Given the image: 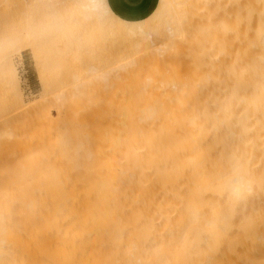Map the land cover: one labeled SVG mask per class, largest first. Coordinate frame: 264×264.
Masks as SVG:
<instances>
[{
  "label": "bare ground",
  "instance_id": "obj_1",
  "mask_svg": "<svg viewBox=\"0 0 264 264\" xmlns=\"http://www.w3.org/2000/svg\"><path fill=\"white\" fill-rule=\"evenodd\" d=\"M82 1L102 22H114L103 27L120 41L117 51L146 57L145 64L126 59L137 69L147 64L138 69H146L145 77L139 73L144 79L136 67L133 76V63L117 64L127 72L130 66L132 75L123 80L140 79L131 82H137L133 91L121 81L124 94L115 87L117 102L127 103L125 93L133 92L132 105L123 106L132 114V130L126 123L122 137L128 139L117 142L121 126L111 111L114 127L107 130L115 128L117 135L113 141L100 137L103 144L110 141L109 152L116 145L125 151L117 146L110 157L108 143H99L106 151L97 148L101 160L92 166L96 156L79 155L92 142L57 147L61 155L56 153L43 203L31 199L18 218L0 219V264H260L264 0H160L153 16L137 23L118 19L110 8L105 16L100 0ZM161 11L167 20L158 24Z\"/></svg>",
  "mask_w": 264,
  "mask_h": 264
},
{
  "label": "rangeland",
  "instance_id": "obj_2",
  "mask_svg": "<svg viewBox=\"0 0 264 264\" xmlns=\"http://www.w3.org/2000/svg\"><path fill=\"white\" fill-rule=\"evenodd\" d=\"M46 1L0 0V219L15 214V217L12 218H18L20 210L23 211V205L30 202L31 199L34 200L33 202L43 203L42 200L49 190L53 166L58 163L56 161V153L59 152V150L57 152V147L64 148L69 143H76L77 145L79 141L92 142L89 143V148L85 147L86 152L83 149L84 152L82 153L83 150L80 149L81 154H79L86 160L85 156H96V161L91 160L93 163L89 161L91 159L89 156L88 161L90 163L87 162L92 166L101 160V157L98 156L101 154H97V152H101L97 150H102L101 144H103L105 137L101 138L100 136L105 133L104 135H109L110 138L108 137V139H111L112 134L115 133V128L112 129L113 132L109 130V133L112 132V134H108L107 129L114 127V123L121 126L118 128V131L121 130L119 135L123 132L126 136L132 125V114L130 112L129 116L127 115V107L130 103L132 105V101L128 103L129 98L132 97L130 94L133 93L131 88L136 87V84H131L137 82H131L133 80L140 82V79L130 77L128 78L129 81L124 79L129 82V86L122 77L134 74V67H136L134 65L138 64L137 62L134 64V60L131 62L133 63L131 65L133 66V73L131 72L130 75L131 70L128 65L130 62L127 60L131 59L132 56V58L137 57L136 59L141 56L139 54L126 56L117 51L115 48L119 46L120 41L107 35L103 27L114 22L106 19L102 22L97 15L85 10L84 1L55 0L62 6L33 8V5H43L46 4ZM166 17L167 15L163 11L159 12L158 24L164 18L166 21ZM103 29L104 33L101 32ZM162 35L156 30L157 40H160ZM110 38L114 39L113 42ZM141 59L143 60V58L139 60ZM144 60L143 63L145 64ZM125 61L128 62L129 72H127L128 68L125 65L123 67L127 74H122L121 70L124 72L125 69L118 65L125 64ZM146 61L148 63L150 60ZM114 65L120 70L116 73L120 72L121 75L114 72L117 69ZM168 65L164 67L170 68ZM172 65L174 68V64ZM143 66L146 67L147 64ZM138 69L136 67L135 70L138 71ZM149 69L151 70V68ZM139 73L138 71L137 76ZM144 73L146 75V69L140 74L145 77ZM133 76L137 77L136 74ZM121 81L124 82L122 85H125V88L120 84ZM127 86L130 87L128 89L132 90L130 94H127L130 92L129 90L125 93L126 96H129V98L127 97L128 100L126 99L127 103L124 101V95L122 97L124 103L119 102V100L117 102L118 96H116L115 89L122 87L127 90ZM122 88L118 92L122 93ZM112 90L113 92H111ZM125 90L123 91L125 92ZM162 97L155 99L163 101L164 98ZM112 103L115 108H112ZM106 104L112 106L108 109L110 115L107 114L109 105ZM125 104H128L127 107H123ZM119 106L127 108V111L119 108L121 115H117ZM122 110H124V114ZM111 111H114L113 115L117 119L120 116L119 119L122 120L126 117L125 122L123 121L124 124L123 122L120 124L119 119L116 123L117 119L113 117ZM111 115L112 120H109ZM105 118L108 120L105 121ZM113 118H115V122ZM126 120L131 121L126 122ZM109 121L114 123L109 124ZM103 123L113 126L104 128L101 127ZM126 123L129 128L125 127ZM100 128L103 129L100 131ZM130 129L132 130V128ZM124 134L121 136L114 134L117 135L115 138L119 140L114 138V141L123 140L122 142H124L127 140L128 137L123 138L125 137ZM99 139L102 141H98ZM108 139H105V144L113 141V138L110 141H107ZM58 141L62 142L61 145ZM84 144L83 142L82 147ZM105 144L102 146H106ZM110 145L111 143H108L107 148L105 147L108 152L111 150L108 149ZM78 146H80L79 143ZM116 148L121 149L120 145H116L112 149L113 152H109L108 156L111 154L110 157H114ZM123 148L125 147H122L120 151H125ZM117 152L119 153V151ZM118 157H120V153ZM96 174V178L97 176L101 178L99 172ZM99 180L97 179L95 185L99 184ZM99 182L102 183L101 180Z\"/></svg>",
  "mask_w": 264,
  "mask_h": 264
},
{
  "label": "crops",
  "instance_id": "obj_3",
  "mask_svg": "<svg viewBox=\"0 0 264 264\" xmlns=\"http://www.w3.org/2000/svg\"><path fill=\"white\" fill-rule=\"evenodd\" d=\"M107 3L118 19L137 23L151 18L158 9L160 0H107Z\"/></svg>",
  "mask_w": 264,
  "mask_h": 264
},
{
  "label": "snow or ice",
  "instance_id": "obj_4",
  "mask_svg": "<svg viewBox=\"0 0 264 264\" xmlns=\"http://www.w3.org/2000/svg\"><path fill=\"white\" fill-rule=\"evenodd\" d=\"M41 6H46V7H51V8H57L61 7L62 5L58 2H54V0H48L46 4L43 5H33V8L41 7ZM97 7L101 9L103 14L105 16H110L111 12L107 3V0H100V3L97 4ZM246 264H256L255 261H247ZM260 264H264V261H261Z\"/></svg>",
  "mask_w": 264,
  "mask_h": 264
}]
</instances>
